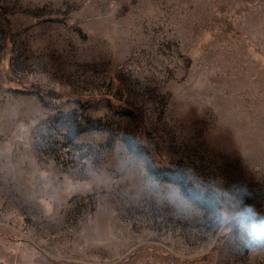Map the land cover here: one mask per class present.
Wrapping results in <instances>:
<instances>
[{
	"label": "rangeland",
	"instance_id": "obj_1",
	"mask_svg": "<svg viewBox=\"0 0 264 264\" xmlns=\"http://www.w3.org/2000/svg\"><path fill=\"white\" fill-rule=\"evenodd\" d=\"M260 217L264 0H0V264H264Z\"/></svg>",
	"mask_w": 264,
	"mask_h": 264
},
{
	"label": "trees",
	"instance_id": "obj_2",
	"mask_svg": "<svg viewBox=\"0 0 264 264\" xmlns=\"http://www.w3.org/2000/svg\"><path fill=\"white\" fill-rule=\"evenodd\" d=\"M40 89V88H39ZM48 95H52L51 93H48ZM56 97H59V96H56ZM56 97H54V98H56ZM94 124H95V122H93ZM169 172H172L171 170H168ZM179 171H181V172H183L184 174H187V173H185L184 171H183V169H179ZM264 220V217H260L259 219H255V221L257 222V221H259V220Z\"/></svg>",
	"mask_w": 264,
	"mask_h": 264
},
{
	"label": "snow or ice",
	"instance_id": "obj_3",
	"mask_svg": "<svg viewBox=\"0 0 264 264\" xmlns=\"http://www.w3.org/2000/svg\"><path fill=\"white\" fill-rule=\"evenodd\" d=\"M249 212H251V210L249 209Z\"/></svg>",
	"mask_w": 264,
	"mask_h": 264
},
{
	"label": "bare ground",
	"instance_id": "obj_4",
	"mask_svg": "<svg viewBox=\"0 0 264 264\" xmlns=\"http://www.w3.org/2000/svg\"><path fill=\"white\" fill-rule=\"evenodd\" d=\"M231 145V144H230ZM232 146V145H231ZM234 146V145H233ZM237 148V147H236Z\"/></svg>",
	"mask_w": 264,
	"mask_h": 264
}]
</instances>
